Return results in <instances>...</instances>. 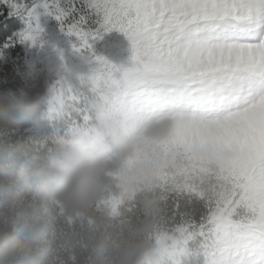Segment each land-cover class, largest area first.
Returning <instances> with one entry per match:
<instances>
[{"label": "snow or ice", "instance_id": "1", "mask_svg": "<svg viewBox=\"0 0 264 264\" xmlns=\"http://www.w3.org/2000/svg\"><path fill=\"white\" fill-rule=\"evenodd\" d=\"M92 6L101 29L128 37L133 64L117 68L95 57L99 68L90 75L114 88L130 125L161 116L174 125L154 149L162 180L174 189L166 230L158 235L199 237L204 264H264V0H94ZM56 18L63 22L64 13ZM84 23L80 17L63 25L82 41L77 51H90L88 38L96 35ZM50 107L66 114L71 108L76 123L90 115L81 87L63 79ZM197 203L199 222L186 210Z\"/></svg>", "mask_w": 264, "mask_h": 264}, {"label": "clouds", "instance_id": "2", "mask_svg": "<svg viewBox=\"0 0 264 264\" xmlns=\"http://www.w3.org/2000/svg\"><path fill=\"white\" fill-rule=\"evenodd\" d=\"M80 85L90 115L65 134L0 136V264H189L196 236L158 235L174 189L154 149L173 122L130 125L102 78ZM105 176L116 195H104Z\"/></svg>", "mask_w": 264, "mask_h": 264}, {"label": "rangeland", "instance_id": "3", "mask_svg": "<svg viewBox=\"0 0 264 264\" xmlns=\"http://www.w3.org/2000/svg\"><path fill=\"white\" fill-rule=\"evenodd\" d=\"M93 4L94 0H11L9 4L0 0V16L6 14L7 18H15L19 22L16 32L0 48V83L12 80L9 78L10 71L20 80L13 83L20 96H27L23 88L46 92L47 96H43L45 117L63 118V134L76 114L71 108L68 114L51 111L50 102L57 83L63 79L74 90L79 89V78L99 68L95 57H103L117 68H128L133 64L130 40L118 30L101 29L98 23L101 17ZM60 13H64L63 22L56 18ZM80 17L85 20L83 29L96 34L88 38L90 51H77L81 49L82 41L68 34L63 26ZM40 33L43 36H35ZM29 35L35 39H27ZM37 44L39 52L35 48ZM119 75L117 72L116 76ZM104 182V195L114 196L118 193L119 189L111 176H105ZM199 244V237L189 242V248L193 251L188 258L189 264H196L198 259L203 261V256L198 254Z\"/></svg>", "mask_w": 264, "mask_h": 264}, {"label": "trees", "instance_id": "4", "mask_svg": "<svg viewBox=\"0 0 264 264\" xmlns=\"http://www.w3.org/2000/svg\"><path fill=\"white\" fill-rule=\"evenodd\" d=\"M18 26L19 22L15 18H7L6 14L0 16V48L13 36ZM9 74L12 80H7L4 84L0 83V136L14 132L25 139H46L54 135H62L64 119L45 117L43 96H47L46 92L23 88L27 95L24 98L14 89L13 83L14 81L19 83V78L10 71ZM201 207L197 203L186 208L197 222H199ZM196 264L204 263L202 259H198Z\"/></svg>", "mask_w": 264, "mask_h": 264}, {"label": "built area", "instance_id": "5", "mask_svg": "<svg viewBox=\"0 0 264 264\" xmlns=\"http://www.w3.org/2000/svg\"><path fill=\"white\" fill-rule=\"evenodd\" d=\"M35 36H43L41 33L40 34H36ZM38 42L39 41H41V40H37ZM46 43V42H45ZM35 48L37 49V52H39V50H40V47H39V45L37 44L36 46H35ZM42 52V51H41ZM40 54H42V53H40Z\"/></svg>", "mask_w": 264, "mask_h": 264}]
</instances>
